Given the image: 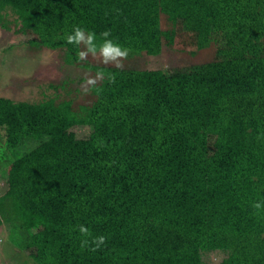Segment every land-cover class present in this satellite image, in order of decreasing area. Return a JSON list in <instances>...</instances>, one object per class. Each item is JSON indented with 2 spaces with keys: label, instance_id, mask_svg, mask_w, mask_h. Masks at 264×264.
Returning <instances> with one entry per match:
<instances>
[{
  "label": "trees",
  "instance_id": "trees-1",
  "mask_svg": "<svg viewBox=\"0 0 264 264\" xmlns=\"http://www.w3.org/2000/svg\"><path fill=\"white\" fill-rule=\"evenodd\" d=\"M152 3L142 0L136 8L148 9ZM125 12L129 18L127 12H132ZM241 15L243 56L221 47L216 53L223 59L175 69L177 74H204L203 95L184 82L172 87L161 71L87 65L105 78L91 89L90 105L77 111L58 95L26 102L22 109V101L0 98V111L7 112L0 115V136L11 140L0 148V175L14 162L11 151L26 157L22 183L31 188L25 196L29 195L33 212V221L6 220L0 255L9 258L8 264L96 263L99 253L95 248L85 253L82 242L103 228L128 243L125 253L113 250L106 256L111 262L105 264H167L160 254L168 248H156L150 239L159 227L170 225L176 232L180 224L185 229L173 252L187 263L188 256L198 262L200 252H216L226 255L223 264H264V0H248ZM67 16L46 25L38 22L36 38L27 40L26 46L59 50L65 65L78 63L79 46L66 42L74 30ZM143 17L149 19L145 12L133 25L124 19L128 27L117 37L116 43L133 56L143 50L139 40L147 31ZM228 18L227 32L232 36L231 23L237 18ZM103 28L98 25L96 33L102 34ZM150 32L154 34L153 29ZM209 40L207 45L216 44ZM95 43L99 47L103 42ZM118 79L131 87L115 90ZM64 86L59 82L58 87ZM203 102L204 122H178L179 111L188 115ZM87 123L95 129L72 149L68 128ZM223 134L235 140H223ZM209 187L213 195L207 201ZM13 198L7 197L2 205L14 203ZM217 199L230 206L207 214L205 205ZM176 200L181 201L179 211L172 207ZM42 216L46 220L39 229ZM211 221L214 230L207 227ZM138 224L144 228L136 230ZM81 227L88 232L81 233ZM27 251L40 253L42 259L33 260Z\"/></svg>",
  "mask_w": 264,
  "mask_h": 264
},
{
  "label": "rangeland",
  "instance_id": "rangeland-1",
  "mask_svg": "<svg viewBox=\"0 0 264 264\" xmlns=\"http://www.w3.org/2000/svg\"><path fill=\"white\" fill-rule=\"evenodd\" d=\"M247 1L153 0L148 9H145V7L144 9L141 7L137 9L136 7L139 3H142V0H4L0 6V98L16 103L22 101L20 109L26 106L24 104L26 102L33 103L42 97L53 95H58L61 100L69 101L73 111H77L80 106H89L94 98L90 91L85 94L81 86L87 76H95L96 73L86 69L85 66L115 67L111 64L105 65L98 59H93L91 55L87 60L81 61L79 59L78 63L65 65L59 50H38L33 45V47L26 46L27 40L30 41L36 38L38 22L39 25H46L48 22L51 23L52 20L65 18L67 14L69 20H71L72 29L83 28L86 32L94 33L96 40L103 42L102 35L96 33L97 26L101 25L104 28L100 31L110 32L108 38L116 43L118 41L117 37L128 27L124 25L126 24L124 19L131 25L139 24L140 16L145 12L149 19L146 20L147 18L143 17L142 21L143 28L147 29L144 40L142 41V32L139 39L143 47L142 53L134 56L129 54L128 58L123 61V68L144 70V72H164L172 87H176L177 82H184L189 89L199 90L203 95V89L205 88L204 74L189 71L177 74L174 73L175 69H185L192 65L223 59L224 55H217L216 53V49L221 47L223 50H233L235 56L239 54L243 56V48L246 47L243 28L245 24L239 18L242 17L241 13L244 11ZM38 4L40 6L37 8ZM126 10L132 12L131 14L127 12L129 18L125 14ZM97 11L101 12L99 17L95 15ZM228 17L237 18V23H231V26L235 29L232 36L228 35L227 32L230 27L225 20L231 19ZM143 28L141 27V30H144ZM152 29L154 34L150 32ZM210 38L216 40V44L207 45ZM203 45L208 47L201 50L196 49V47ZM78 49V52H80L84 50V46L80 45ZM59 82L64 83L65 86L63 88L58 87ZM130 85L129 82L127 85L118 79L114 89L121 90L125 86L130 88ZM176 89L180 92V88ZM203 106L204 102L198 111H192L188 115L179 111L178 122L190 125L204 122L207 112L203 111ZM6 113V111H0V115L3 117L6 116ZM139 114L142 113L139 112ZM95 127L87 123L84 126L72 125L68 128L67 132L73 138L69 144L71 148L75 149V145L86 138ZM119 135L121 134L115 136ZM1 137L0 148L2 150L11 140H6V136L2 139ZM223 137V140L226 141L235 140V138L233 139V137L226 134H223ZM125 138H123L124 142L126 141ZM14 141L16 143V140ZM208 142H213V139H208ZM1 156L3 155L1 154ZM9 158L14 161L13 164L6 169L4 176L0 175V234L5 233L4 227L8 223L6 220L27 218L29 221H33V212L30 211L32 204L27 200L29 195L25 196L31 188L26 187V183H22L27 159L25 156L18 155L17 150L11 151ZM29 160H31V157H29ZM29 164L28 162L27 169ZM205 194L208 201L213 195L212 187L205 189ZM10 196H14V203L8 204L6 202L5 205H2L4 200L7 197L10 198ZM180 202L176 200L172 203V207L176 211L182 208ZM205 206L208 211L207 214H214L216 209L230 206V204L225 200L220 201V199H217V202L212 200ZM39 220L41 223L39 229H41L46 218L42 216ZM75 221L71 222L70 228L75 226ZM211 224L213 225L212 221L209 222L207 227L214 230L210 226ZM139 227L140 230L144 228L138 224L136 230ZM177 228L175 232L173 226L170 225L165 228L159 227L150 239L151 244L156 248L160 249L163 246L168 248L166 252L160 254L163 255V260L167 261V264L187 263L184 258H180L177 253L173 252L175 247L178 249L181 241L179 239V232L182 229L181 224ZM183 229L185 228L183 227ZM129 230L130 227H128L127 232ZM44 234L48 235L49 232L44 231ZM218 234L221 238L222 234ZM161 235H164V239L160 238ZM95 236L87 237V244L83 251L86 253L87 250L95 248L100 256L96 259L98 260L97 264L111 262L106 256L113 250L125 253L128 249V243L125 242L124 237L114 233L110 228L99 230ZM99 237H104V243L97 247V238ZM190 251L193 255L196 252L193 251V248ZM27 253L33 260L40 261L42 259L40 253L36 251L35 253L34 251H27ZM0 257H3V255H0ZM225 258L226 255L221 253L200 252L198 262L188 256L187 259L190 261L187 264H223L221 262ZM2 259L4 264H8L6 261L9 258L3 257ZM94 262H91V264H96Z\"/></svg>",
  "mask_w": 264,
  "mask_h": 264
},
{
  "label": "clouds",
  "instance_id": "clouds-1",
  "mask_svg": "<svg viewBox=\"0 0 264 264\" xmlns=\"http://www.w3.org/2000/svg\"><path fill=\"white\" fill-rule=\"evenodd\" d=\"M101 35L104 39L103 43L98 47L95 43L96 36L94 33L86 32L83 28L77 27L72 34L67 36L66 42L75 46H84V50L78 53L81 61L87 60L91 55L93 59H98L105 65L111 64L116 69H122L124 67L123 61L128 58L129 50L109 39L110 32L105 31ZM104 78L105 74L102 71H98L95 76H87L81 86L84 93L87 94ZM111 82H114V79ZM255 207L260 208L261 205L256 204ZM80 231L81 233H87L88 229L81 227ZM97 241V247H99L100 244L104 243V237L97 238ZM86 244L87 241L82 242V246Z\"/></svg>",
  "mask_w": 264,
  "mask_h": 264
}]
</instances>
